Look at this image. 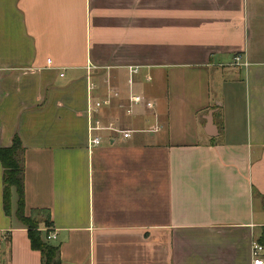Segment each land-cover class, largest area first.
I'll list each match as a JSON object with an SVG mask.
<instances>
[{
  "label": "crops",
  "instance_id": "crops-1",
  "mask_svg": "<svg viewBox=\"0 0 264 264\" xmlns=\"http://www.w3.org/2000/svg\"><path fill=\"white\" fill-rule=\"evenodd\" d=\"M132 66L153 113L104 108L138 132L90 149L88 98L124 89ZM14 137L24 214L48 213L39 231L60 264H250L264 242V0H0V149ZM16 206L12 190L6 217L0 165V264H40Z\"/></svg>",
  "mask_w": 264,
  "mask_h": 264
},
{
  "label": "built area",
  "instance_id": "built-area-1",
  "mask_svg": "<svg viewBox=\"0 0 264 264\" xmlns=\"http://www.w3.org/2000/svg\"><path fill=\"white\" fill-rule=\"evenodd\" d=\"M49 63L50 62L47 61V64ZM233 63L246 66L238 56L233 58ZM92 71L93 68L91 66L86 67L89 81L92 76ZM141 74L140 67H128L124 89L109 85L106 92L97 99L93 100L91 97L88 98L86 113L88 118V147L90 149L99 147L103 142L114 143L116 140L125 141L129 139L133 133L138 132L135 129L123 128L119 119H109L104 123L98 117V114L104 108L115 109L125 117H134L140 114L145 116L147 113H153L154 103L144 97L136 89L135 79ZM60 76L62 77V75ZM143 80L144 82H150L151 77L149 75H144ZM97 90V86L93 82H88L89 95ZM157 131V126H151L143 130V132L146 133ZM47 238L54 239V235L51 234ZM250 264H264V247L255 241L250 245Z\"/></svg>",
  "mask_w": 264,
  "mask_h": 264
},
{
  "label": "trees",
  "instance_id": "trees-1",
  "mask_svg": "<svg viewBox=\"0 0 264 264\" xmlns=\"http://www.w3.org/2000/svg\"><path fill=\"white\" fill-rule=\"evenodd\" d=\"M24 149L17 137H14L11 146L0 149V165L2 168V204L6 217H11V191L17 196V206L14 218L26 230L29 246L32 251L40 255V264H60L58 247L50 246L46 237L48 232L41 234L39 224L44 223L48 228L49 215L44 211H32L29 217L24 214L23 195V162ZM264 247V242L259 243Z\"/></svg>",
  "mask_w": 264,
  "mask_h": 264
},
{
  "label": "rangeland",
  "instance_id": "rangeland-1",
  "mask_svg": "<svg viewBox=\"0 0 264 264\" xmlns=\"http://www.w3.org/2000/svg\"><path fill=\"white\" fill-rule=\"evenodd\" d=\"M15 200H16V199L14 198V199H13V205H14Z\"/></svg>",
  "mask_w": 264,
  "mask_h": 264
}]
</instances>
